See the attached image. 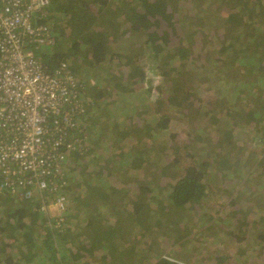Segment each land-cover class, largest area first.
<instances>
[{
    "label": "trees",
    "instance_id": "16d2710c",
    "mask_svg": "<svg viewBox=\"0 0 264 264\" xmlns=\"http://www.w3.org/2000/svg\"><path fill=\"white\" fill-rule=\"evenodd\" d=\"M49 12L39 54L80 78L85 146L64 211L0 192V264H264V0Z\"/></svg>",
    "mask_w": 264,
    "mask_h": 264
},
{
    "label": "built area",
    "instance_id": "2783aa9c",
    "mask_svg": "<svg viewBox=\"0 0 264 264\" xmlns=\"http://www.w3.org/2000/svg\"><path fill=\"white\" fill-rule=\"evenodd\" d=\"M51 2L0 0V191L40 194L39 208L64 211L59 186L67 183L71 153L84 149L74 132H84L89 116L69 64L47 71L39 54L56 42Z\"/></svg>",
    "mask_w": 264,
    "mask_h": 264
},
{
    "label": "rangeland",
    "instance_id": "374dc122",
    "mask_svg": "<svg viewBox=\"0 0 264 264\" xmlns=\"http://www.w3.org/2000/svg\"><path fill=\"white\" fill-rule=\"evenodd\" d=\"M45 48H47V46H44V47H43V49H45ZM147 73H148V75H150V76L152 75V71H151V70H148ZM152 77H153V75H152ZM156 81H157V79H156ZM100 125H101V124H100ZM101 127H102V126H101ZM103 127L106 128L105 126H103ZM104 143H106V139H104ZM259 147H260V146H259Z\"/></svg>",
    "mask_w": 264,
    "mask_h": 264
},
{
    "label": "crops",
    "instance_id": "0c3cea01",
    "mask_svg": "<svg viewBox=\"0 0 264 264\" xmlns=\"http://www.w3.org/2000/svg\"><path fill=\"white\" fill-rule=\"evenodd\" d=\"M0 192H2V191H0Z\"/></svg>",
    "mask_w": 264,
    "mask_h": 264
}]
</instances>
